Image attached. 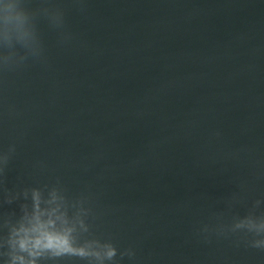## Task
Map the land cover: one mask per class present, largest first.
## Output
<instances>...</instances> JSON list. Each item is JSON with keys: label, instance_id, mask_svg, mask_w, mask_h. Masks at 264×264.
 Here are the masks:
<instances>
[{"label": "water", "instance_id": "95a60500", "mask_svg": "<svg viewBox=\"0 0 264 264\" xmlns=\"http://www.w3.org/2000/svg\"><path fill=\"white\" fill-rule=\"evenodd\" d=\"M0 264H264V0H0Z\"/></svg>", "mask_w": 264, "mask_h": 264}]
</instances>
